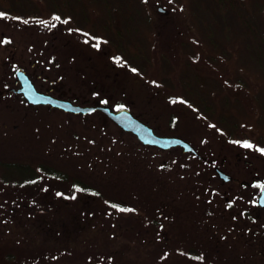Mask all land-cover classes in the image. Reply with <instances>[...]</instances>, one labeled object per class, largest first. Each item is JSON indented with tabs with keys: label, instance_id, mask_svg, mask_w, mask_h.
Segmentation results:
<instances>
[{
	"label": "trees",
	"instance_id": "16d2710c",
	"mask_svg": "<svg viewBox=\"0 0 264 264\" xmlns=\"http://www.w3.org/2000/svg\"><path fill=\"white\" fill-rule=\"evenodd\" d=\"M62 1L69 5V0ZM171 1L188 9L189 20L198 31L197 41L208 48L206 63L215 67L213 72H220L223 78L233 73L239 85L247 87V98L231 99L225 92L231 80L218 81L211 72L203 75L187 50L178 57L177 47L187 48L196 39L187 44L182 29L158 34L147 0H76L86 18L87 5L97 10L93 21L89 17L87 25L79 23L84 25L80 31L109 41L116 48L115 58L153 87L165 88L171 100L196 108L219 126L231 144L240 147L238 151L264 154L260 151L264 149V132L253 137L246 130L259 124L264 128V0ZM0 2L9 8L5 0ZM115 10L120 24L115 21ZM11 13L17 17L40 15L19 10ZM42 15L48 17L49 13ZM244 72L252 82L246 81ZM115 140L101 135L99 140H90L89 147L69 152L63 159L53 150V158L35 162L0 159V264H136L144 241L156 243L168 235L166 222L170 206L175 205L163 195V171L190 169L199 180L216 174L213 161H209L213 156L198 146L205 156L202 166L195 163L199 159L194 154L181 147L165 150L136 141L142 150L169 154L156 163L136 155V144L124 153H115ZM244 143L253 147L245 148ZM177 209L176 205L172 211L177 213ZM163 230L166 236H162ZM183 244L187 242L177 243L178 252L185 251L180 248ZM208 248L203 243L192 251H201L202 259ZM150 252H154V264L156 258L163 264L162 253L166 256L170 251L160 245ZM196 253L191 256H198ZM219 259V264H229L221 256Z\"/></svg>",
	"mask_w": 264,
	"mask_h": 264
},
{
	"label": "rangeland",
	"instance_id": "374dc122",
	"mask_svg": "<svg viewBox=\"0 0 264 264\" xmlns=\"http://www.w3.org/2000/svg\"><path fill=\"white\" fill-rule=\"evenodd\" d=\"M147 4L158 34L179 32L177 29H182L187 44L191 38L196 39L191 40L192 43H189L187 48L178 46V57L181 58L182 53L187 50L189 58L197 61L196 67L203 75L211 72L218 81L228 83L231 80L232 84L229 83L225 88L231 99L247 98V87L239 85L233 73L228 78H223L220 72H213L214 66L206 63V60H209L208 48L197 41L198 31L189 20L187 8L182 10L171 0H147ZM159 7L163 9L162 12L158 10ZM96 13L94 11V14ZM79 23L70 21L57 30L49 25L43 26V23L33 24L28 28L23 20L18 21L12 16L1 17L0 79L6 76L3 84L11 85L14 80L9 62L22 64L33 73L41 90L52 87L54 94L75 100V103L81 105L104 104L106 101V105L116 108L117 104H122L152 126L158 134L180 136L198 146L203 153L213 156L209 161L217 159L216 164H220L226 159V166L221 165L222 168L228 172L237 170L234 163L240 147L231 144L219 126L188 102L171 100L165 88L153 87L143 75L133 71L122 59L117 63L114 57L116 48L109 41L93 39L91 34L80 31L84 25ZM98 31L101 34L100 27ZM97 42L100 43L99 48L94 47ZM244 73L246 81L252 82V78ZM256 114L258 115L259 111L256 110ZM246 130L253 133V137L264 132L260 124L256 128L248 126ZM101 135L105 139H116L115 144L113 143L115 153H124L136 144L138 149L133 148V151H136L138 156H145L148 161L162 162L169 157L164 150L160 152L156 149H140L136 136L122 130L102 111L75 114L44 106L34 107L26 104L19 96L0 99L1 160L35 162L46 157L53 158L52 150L59 157L67 156L66 154L74 153L78 148L89 147L90 140H99ZM79 137L84 140L79 142ZM64 156L61 159L65 158ZM261 160L263 163L259 166L264 169V158ZM202 162L195 160L200 166ZM189 170L176 167L172 172L163 171V178L160 180L161 187L164 188L163 195L168 203L175 205L170 206L169 222H166L169 224L168 235L163 241L156 243H153L154 240L150 244L144 241V246L141 247L142 255L136 264H154V252L150 250L156 251L160 245L170 251L166 256V253H162L163 264H219L220 256L225 262L233 264L230 249L222 246V254L213 250L214 227L212 222L207 220L212 216L213 207L207 204V198L211 197V190L215 186L220 194L228 191L226 195L231 199L233 194L230 189L236 185H222L223 181L216 171L215 175H203L199 180ZM208 183H211L209 189ZM242 193L244 192L240 191V195ZM241 197L243 203L244 198L242 195ZM202 199L207 202L204 203ZM176 205L178 209L177 213H174L172 209ZM171 218L173 219L170 221ZM164 233L163 230L162 236ZM182 240L187 244L180 248L186 252H178L177 243ZM203 243L205 248H209L203 256L204 259H201L198 253L204 249L201 247L198 253L192 250L194 246L199 247ZM191 253L198 256L192 257ZM156 255L161 256L158 253ZM156 259L155 264H158V258Z\"/></svg>",
	"mask_w": 264,
	"mask_h": 264
},
{
	"label": "flooded vegetation",
	"instance_id": "af4514ba",
	"mask_svg": "<svg viewBox=\"0 0 264 264\" xmlns=\"http://www.w3.org/2000/svg\"><path fill=\"white\" fill-rule=\"evenodd\" d=\"M9 4L8 7L0 6V18L5 17H15L18 21H22L29 28L33 24H42L43 26H51L57 30L61 25L67 24L68 22H74L78 24L86 23L88 24V18L94 20L96 14L93 9V6H86L88 18L85 15L84 9L77 8L76 0H69V5H63L62 0H5ZM1 4V2H0ZM13 10H19L26 13H39L40 15H30L26 17H17L11 13ZM85 10V11H86ZM162 12V8L158 9ZM49 13V16L46 17L42 15L44 13ZM115 21L120 24L121 20L119 15L115 10ZM59 16L61 19L59 21L55 20L54 17ZM98 18V17H96ZM6 19V18H2ZM67 20V23L63 21ZM86 21V22H85ZM101 27V26H99ZM93 34H91L92 36ZM96 35V34H95ZM93 37V36H92ZM95 39V37H93ZM105 41V39H103ZM12 61V60H11ZM18 62V61H17ZM10 68L13 70L11 75H14V80L9 85L8 83L3 84L6 76L0 79V99H9L12 97L19 96L23 101L26 100L28 104L37 107L44 106L51 109H58L63 112H66L60 108L52 107L50 104H32L24 97L23 93L19 92L20 82L17 80L16 69L20 68L24 70L28 76L31 78L38 90L52 94L56 97L66 98L60 95L54 94L52 87H49L47 90H41L36 83V78L33 73L29 72L28 69L19 63L9 62ZM35 63H33L34 65ZM10 83V82H9ZM75 102V100H72ZM100 111V110H96ZM71 113V112H68ZM247 151V150H245ZM249 153H243L241 151L236 152V161L234 166L236 167L235 171L228 172L221 165L226 166V159H224L220 164H216L218 161L213 160V166L216 170V167L219 166L227 173L232 175V179L228 182L223 181L222 185H227L233 183L235 187L230 189L232 198L229 200L228 191H224L220 194L219 189L214 186L211 190V197L208 199V203L212 205V216L208 221L212 222L214 227V238L213 250L221 253L222 245L225 248L230 249L233 264H264V205H261L259 202L260 195L264 190V169H261L259 164L263 163L264 154H261L257 151ZM197 159L204 161L205 156H196ZM245 175V176H244ZM201 184V183H200ZM211 184V183H210ZM210 184L208 183L207 189H209ZM240 188V189H239ZM240 191H243L240 195ZM220 197H215L219 196ZM223 195L226 196L225 200ZM222 197V199H221ZM219 200V201H218ZM204 203L207 201H204ZM215 201V203L213 202ZM226 201L229 203L226 204ZM201 217V215H200ZM208 228L210 224L207 225Z\"/></svg>",
	"mask_w": 264,
	"mask_h": 264
},
{
	"label": "water",
	"instance_id": "95a60500",
	"mask_svg": "<svg viewBox=\"0 0 264 264\" xmlns=\"http://www.w3.org/2000/svg\"><path fill=\"white\" fill-rule=\"evenodd\" d=\"M16 76L21 85L18 91L23 93L28 102L32 104H50L52 107L60 108L66 112L81 114H88L100 110L122 130L132 133L145 145L157 146L165 150L173 147H181L184 152H192L199 156L196 147L188 140L180 136L158 134L152 126L137 117L127 107L114 109L105 104L81 105L72 100L56 97L38 90L28 74L20 68L16 69ZM216 171L223 181L228 182L232 179V175L222 168L216 167ZM259 202L261 205H264V190L260 195Z\"/></svg>",
	"mask_w": 264,
	"mask_h": 264
},
{
	"label": "snow or ice",
	"instance_id": "6c2138e0",
	"mask_svg": "<svg viewBox=\"0 0 264 264\" xmlns=\"http://www.w3.org/2000/svg\"><path fill=\"white\" fill-rule=\"evenodd\" d=\"M0 15H3V14H0ZM54 19L57 20V21H59L61 18H60L59 16H56V17H54ZM63 22H64V23H67L68 21H67V20H64ZM9 42H10V41H4V43H9ZM94 47L99 48V47H100V43L97 42V43L94 45ZM116 62L119 63V62H120V58H116ZM133 71H136V70L133 69ZM105 103H106V101H105ZM243 146H244L245 148H251V147H253V145L250 144V143H244ZM260 151L264 152V149H260ZM121 211H125V209H121ZM127 211H133V210H132V209H127Z\"/></svg>",
	"mask_w": 264,
	"mask_h": 264
}]
</instances>
